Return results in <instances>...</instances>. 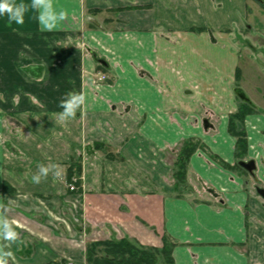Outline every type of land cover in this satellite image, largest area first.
I'll return each mask as SVG.
<instances>
[{"label": "crops", "instance_id": "crops-1", "mask_svg": "<svg viewBox=\"0 0 264 264\" xmlns=\"http://www.w3.org/2000/svg\"><path fill=\"white\" fill-rule=\"evenodd\" d=\"M15 2L28 6L23 25L0 16V205L20 237L5 248L14 256L8 264H87L93 241L160 247L163 235L176 242L168 264H264V99L254 100L258 89L243 79L259 71L255 57L264 49L253 42L255 51L240 50L233 39L264 43L248 31L260 21L252 19L257 1L52 0V10L67 15L51 31L41 30L31 0ZM61 35L76 40L65 54L75 73L56 79L48 68L42 81V43L55 55ZM97 65L109 82L94 81ZM69 91L86 102L61 122L56 104ZM235 97L255 109L244 119L250 168L229 170L198 150L188 176L207 188L203 200L169 194L168 153L184 139L198 137L210 154L235 163L227 130ZM74 149L82 192L64 183ZM53 164L60 178L50 172L31 182L38 165Z\"/></svg>", "mask_w": 264, "mask_h": 264}, {"label": "trees", "instance_id": "trees-1", "mask_svg": "<svg viewBox=\"0 0 264 264\" xmlns=\"http://www.w3.org/2000/svg\"><path fill=\"white\" fill-rule=\"evenodd\" d=\"M196 31L202 30V28H194ZM204 30V29H203ZM96 71L105 73L102 65H97ZM239 109L229 115L227 130L228 133L234 136L235 142L233 145V152L235 163L230 165L222 160H218L215 155L210 154L213 160L220 161L222 167L227 169H240L246 171L238 163L243 161L247 153V139L246 132L243 126L244 118L247 113L253 111V107L248 102L241 101ZM242 106V107H241ZM92 146L96 149H102L105 156L113 160H124L119 153H113L108 151L102 143H93ZM204 149V145L199 139L190 137L184 139L177 149L175 158L171 166V177L173 183L169 194L176 197H191L195 201L203 200L197 195V192L191 188L192 183L189 180V159L191 155L198 149ZM74 151L70 156V160L65 168V183L69 184L72 178H76L75 183L79 187L81 181V156ZM6 192L12 193L13 189L4 184ZM81 188V186H80ZM80 188L78 190H80ZM176 245V242L170 239L167 235L162 236V245L160 247L145 246L137 243L136 241L129 240L127 238L119 239H105L96 240L89 243L85 250V260L87 264H168L172 260V248ZM52 264V263H51ZM57 264H60L58 262Z\"/></svg>", "mask_w": 264, "mask_h": 264}, {"label": "rangeland", "instance_id": "rangeland-1", "mask_svg": "<svg viewBox=\"0 0 264 264\" xmlns=\"http://www.w3.org/2000/svg\"><path fill=\"white\" fill-rule=\"evenodd\" d=\"M251 1H253V2L257 1L256 2L257 4L255 6V10H254V14H253V18L252 19L257 20V21L260 20V21L256 22V23H252L251 24V28L248 31H249V33L257 31L260 34H262L261 36H264V5H262L258 0H251ZM201 31H203V29ZM245 32H247V31L245 30ZM233 35H234V38H233L234 39V44L237 45L240 48V50L242 49V46L245 45V46H248L249 48H252V49H249L250 51L251 50L255 51L257 49L256 46H255L256 42H258V45H259V46L257 45L258 48L264 49V43H261V40H259V41H254V40L251 41V38H246V39L243 38L242 39L240 37L239 33H237V34L234 33ZM56 41L57 42H56V47H55V50H56V54L55 55H53L52 52L49 53V48L54 49L53 46L49 47V46H46L45 43L44 44L42 43V47H41L42 54L40 56V59H41L40 63H42V64H41V67H40L39 72H38L39 76H41V78H42V81L43 80H48V76H49V74L52 73V71L55 74L57 73L56 79H63V78L70 77L69 76L70 74H68L70 72H72L71 75L75 73L74 69L72 68L71 61L68 62V60H69L68 57L69 56L65 55V54L67 53V50L69 49V46L72 47V44L76 43V40H71V39L65 38L64 36L61 35V36H59V38H57ZM41 42H45V40H41ZM253 42H255V45L253 44ZM262 42H264V40H262ZM73 46H75V44ZM253 46L255 47V50L253 49L254 48ZM81 49H82L83 53H85V48L83 46H81ZM259 52H261V54H262V53H264V50H259ZM50 58H52L51 61H49ZM241 60L243 61L244 58L241 59ZM240 64H242L241 61L238 62V65L234 69V86L239 85L240 73H241ZM255 66H256V68H259V71H255V72H252V73H244V77H243L244 83L246 85H248L251 89H255V88L258 89L259 95H254V97H252V98H254V100L257 99V97L264 99V54H262L261 57H258V58L255 57ZM43 67L45 69L51 68L52 71H50V69H48L47 71H44ZM36 74H37V72H36ZM109 81H110L109 78H107V82H109ZM103 83H105V82H103ZM234 100H235V102L237 104V108L234 111V112H236L239 109V106L243 105V104H241V101L238 98H236V97L234 98ZM58 105L56 104V106H58ZM262 106H264V105H262ZM44 107H46L45 104L41 103V108L43 109ZM58 108H60V107H58ZM254 110L255 109H253V111L250 110V112L247 113V114L253 113ZM61 111L62 110H60V109L57 110L58 113L61 112ZM247 114H246V116H247ZM246 116H245V118H246ZM243 126H244V123H243ZM244 129H245V127H244ZM245 132H246V130H245ZM194 138L199 139L200 142L204 145V149L201 148V149H198V150H201L204 154H206L208 157H210V153L208 152L209 149H208L207 145L202 141V139H200L198 137H194ZM180 144L181 143L179 142L177 147H174V149L173 148L170 149L169 153H168L169 171H168V174L165 177H166V182H167L168 187H169L170 190H171V185L173 183V179H172V177L170 175L171 174V166H172L173 159L176 156L177 149L180 146ZM112 152L117 153L115 149H113ZM76 153H77V151H74L75 155H77ZM233 154H234V152H233ZM216 157L218 158V160H222L219 156H216ZM218 160L216 159V160H214V162H216L220 166H222L220 164V161H218ZM81 166H82V164H81ZM232 170L234 171V169H232ZM81 174H82V171H81ZM192 175L193 174L190 173V182L192 183L191 188L197 192L198 197H200L199 195H201V194H206V192H207L206 189L207 188L204 185H200L199 182L196 179L192 178ZM63 176L65 177V171L63 173ZM81 177H82V175H81ZM64 183H65V178H64ZM65 184H66V187L68 188V184L67 183H65ZM80 186H81V188H80ZM76 187H77V191H81L82 192L81 183H80L79 187L76 184ZM79 188H80V190H78Z\"/></svg>", "mask_w": 264, "mask_h": 264}, {"label": "clouds", "instance_id": "clouds-1", "mask_svg": "<svg viewBox=\"0 0 264 264\" xmlns=\"http://www.w3.org/2000/svg\"><path fill=\"white\" fill-rule=\"evenodd\" d=\"M31 8L38 12L37 20L42 31H51L58 21L66 19L67 14L65 12L61 11L56 14L52 10V0H31ZM27 11L28 6L24 3L16 4L15 0H0V16L7 15L10 25L12 23L23 25ZM70 83L73 82L70 81ZM85 102L86 97L82 92L69 91L65 93L58 105L62 111L56 114L59 121L66 122L74 119L77 111L81 110ZM60 168L61 166L57 164L50 166L38 165V171L32 175L31 182L34 184L41 183L42 180L47 179L50 172L53 173L54 179L60 178ZM6 211L7 209L0 205V240L7 242L6 244H0V264H8L9 258L14 260L12 252L5 251V248L20 240L19 233L12 228L11 222L7 219Z\"/></svg>", "mask_w": 264, "mask_h": 264}, {"label": "built area", "instance_id": "built-area-1", "mask_svg": "<svg viewBox=\"0 0 264 264\" xmlns=\"http://www.w3.org/2000/svg\"><path fill=\"white\" fill-rule=\"evenodd\" d=\"M107 76L104 72L96 71L94 76V81L96 83H103L106 82ZM76 178H72V181L68 184V189L75 191L77 190L76 184H75Z\"/></svg>", "mask_w": 264, "mask_h": 264}, {"label": "water", "instance_id": "water-1", "mask_svg": "<svg viewBox=\"0 0 264 264\" xmlns=\"http://www.w3.org/2000/svg\"><path fill=\"white\" fill-rule=\"evenodd\" d=\"M258 1L261 2V3H264V0H258ZM243 99H244L246 102H249V100H248L247 98H244V97H243ZM205 123H206V121H205ZM239 164L242 165V166H244V167H246L247 169L250 168V166L247 165V164H245L243 161H239ZM260 193H261L262 195H264V190L260 191Z\"/></svg>", "mask_w": 264, "mask_h": 264}]
</instances>
